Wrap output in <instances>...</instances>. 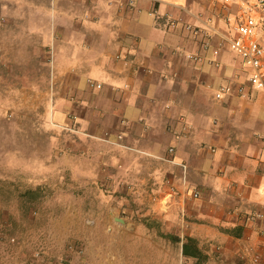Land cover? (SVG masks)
Segmentation results:
<instances>
[{
    "label": "crops",
    "instance_id": "0c3cea01",
    "mask_svg": "<svg viewBox=\"0 0 264 264\" xmlns=\"http://www.w3.org/2000/svg\"><path fill=\"white\" fill-rule=\"evenodd\" d=\"M239 1L0 0L5 35L29 37L51 58L57 120L68 126L70 116L117 165L122 154L130 168L140 158L147 188L157 186L156 219L180 231L181 245L194 239L201 264H264V93L247 87L228 44ZM185 24L211 34L206 50ZM226 85L247 96L217 99Z\"/></svg>",
    "mask_w": 264,
    "mask_h": 264
},
{
    "label": "rangeland",
    "instance_id": "374dc122",
    "mask_svg": "<svg viewBox=\"0 0 264 264\" xmlns=\"http://www.w3.org/2000/svg\"><path fill=\"white\" fill-rule=\"evenodd\" d=\"M1 23L0 264H200L156 219L157 186L147 188L140 158L117 165L70 116L57 120L51 58Z\"/></svg>",
    "mask_w": 264,
    "mask_h": 264
},
{
    "label": "built area",
    "instance_id": "2783aa9c",
    "mask_svg": "<svg viewBox=\"0 0 264 264\" xmlns=\"http://www.w3.org/2000/svg\"><path fill=\"white\" fill-rule=\"evenodd\" d=\"M232 0H223L224 6H229ZM241 3L239 16L234 31L237 36L228 40L230 48L241 57L243 63L248 68V77L246 80L247 87L250 90L261 91L264 93V0H240ZM229 20V19H227ZM176 21L171 20L169 26L174 27ZM185 31L191 36H202L203 49L209 46L211 34L206 30L195 27L190 24L184 25ZM212 55L217 56L218 50L213 49ZM187 58L198 61L196 55H187ZM99 87V85H97ZM235 91L237 97L245 98L247 96L244 87L238 86L232 89L231 86H221L215 94L217 99H222L224 95L231 94ZM168 152L173 153V148H169ZM185 172V165L180 164ZM200 197V191L194 190L191 193V199L195 200ZM258 215H251L249 221L254 220ZM253 263L259 261V256L255 255L251 258Z\"/></svg>",
    "mask_w": 264,
    "mask_h": 264
},
{
    "label": "trees",
    "instance_id": "16d2710c",
    "mask_svg": "<svg viewBox=\"0 0 264 264\" xmlns=\"http://www.w3.org/2000/svg\"><path fill=\"white\" fill-rule=\"evenodd\" d=\"M179 242L181 241L179 240ZM181 254L186 259L195 258L197 261H204L205 258L202 252L197 248L195 240L190 237H186L182 242Z\"/></svg>",
    "mask_w": 264,
    "mask_h": 264
}]
</instances>
